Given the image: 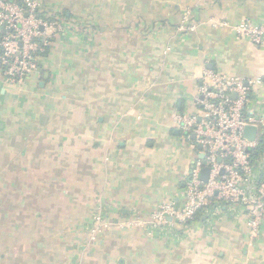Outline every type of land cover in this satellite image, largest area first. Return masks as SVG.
I'll use <instances>...</instances> for the list:
<instances>
[{
  "label": "crops",
  "instance_id": "obj_1",
  "mask_svg": "<svg viewBox=\"0 0 264 264\" xmlns=\"http://www.w3.org/2000/svg\"><path fill=\"white\" fill-rule=\"evenodd\" d=\"M36 1L66 29L24 85L0 73V264H264V221L248 245L238 206L128 226L183 202L197 149L172 119L196 112L202 70L264 75L263 49L210 24H264V0ZM253 98L264 119V83Z\"/></svg>",
  "mask_w": 264,
  "mask_h": 264
},
{
  "label": "built area",
  "instance_id": "obj_2",
  "mask_svg": "<svg viewBox=\"0 0 264 264\" xmlns=\"http://www.w3.org/2000/svg\"><path fill=\"white\" fill-rule=\"evenodd\" d=\"M41 14L36 0H0V73L13 86L24 85L39 70L51 40L66 29L62 17ZM189 14L184 13L180 32L195 29ZM210 24L214 29L229 28L264 50V24L254 25L247 20L236 24L211 20ZM262 83L264 75L246 79L202 70L194 99L196 112L174 114L172 119L181 139L197 149L185 182L183 202L181 206L162 203L147 220L136 216L129 227L183 226L199 211L225 204L247 211L248 245L254 242L264 221V119L254 113L251 101L254 89ZM249 128L256 129L254 138H248ZM256 151L260 153L258 157ZM204 168L209 169L205 182L200 178ZM105 226L101 214H94L92 238Z\"/></svg>",
  "mask_w": 264,
  "mask_h": 264
},
{
  "label": "water",
  "instance_id": "obj_3",
  "mask_svg": "<svg viewBox=\"0 0 264 264\" xmlns=\"http://www.w3.org/2000/svg\"><path fill=\"white\" fill-rule=\"evenodd\" d=\"M246 133H248L247 135L249 136L248 138H254L255 136V133H256V129L254 128H249L246 130ZM251 133V134H250ZM208 173H209V169L208 168H204L202 171H201V174H200V178L202 181H207V178H208Z\"/></svg>",
  "mask_w": 264,
  "mask_h": 264
},
{
  "label": "trees",
  "instance_id": "obj_4",
  "mask_svg": "<svg viewBox=\"0 0 264 264\" xmlns=\"http://www.w3.org/2000/svg\"><path fill=\"white\" fill-rule=\"evenodd\" d=\"M41 15H42V17H45L43 13H42ZM49 18H50V17H49Z\"/></svg>",
  "mask_w": 264,
  "mask_h": 264
}]
</instances>
